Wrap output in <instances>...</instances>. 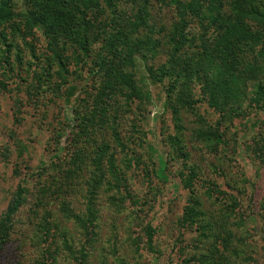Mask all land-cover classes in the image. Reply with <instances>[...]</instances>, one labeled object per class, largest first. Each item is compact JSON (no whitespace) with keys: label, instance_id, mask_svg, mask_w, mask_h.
Here are the masks:
<instances>
[{"label":"trees","instance_id":"obj_1","mask_svg":"<svg viewBox=\"0 0 264 264\" xmlns=\"http://www.w3.org/2000/svg\"><path fill=\"white\" fill-rule=\"evenodd\" d=\"M155 1L177 10L178 21L164 39L156 36V24L151 22L154 0H24L26 8L23 15L15 10L14 0H0V87L5 88L4 79L8 76L19 79L18 85L24 89L25 96L18 104L24 99L32 104L47 87L63 84H67L69 100L80 86L72 84L74 74L86 73V79L91 76L94 80L91 88L86 83L80 86L89 100L81 97L75 100L73 122L67 124L72 136L66 139V145H71L72 151L65 167L59 170L60 175H46L42 166L41 169H29L20 177L0 216V255L11 239L16 216L31 198L36 208L49 207L65 196L67 199L70 191H77L78 184L74 180L84 173V167H89V159L94 164V171L86 179L88 213L79 215L63 199L61 210L64 217L76 218L89 233L87 225L96 218V194L105 179L113 189L128 188L126 172L118 170L113 158L115 155L108 150L116 144L127 151L126 145L120 142L119 119L145 96L142 81L136 79L141 63L148 66L149 76L162 84L166 92L176 127V133L170 134V146L182 159L187 156L179 131V119L184 111L195 112L199 110V103L206 102L219 111L221 117L232 122L247 115L241 105L248 99L252 109L264 110L261 87L257 88V95L250 97L247 85L251 81L257 82L264 63L253 66L245 55L246 47L250 48L264 39V0ZM16 16L19 19L15 20ZM195 19L199 23L198 33L191 29V22ZM8 24H12L11 32ZM36 29H40L46 39L47 53H37L34 42L27 41ZM19 39L29 50V61ZM165 45L169 48L166 62L159 65L149 63V59ZM71 65H75L72 70ZM54 78L61 81L57 83ZM203 133L214 144V149L226 145L218 123H207ZM58 135L60 138L65 133L59 132ZM61 139L58 141L60 145ZM82 145H98V149L87 152ZM255 145L257 154L264 160V132L260 133ZM149 150L154 151L152 147ZM127 153L123 162L128 169L136 165L137 157ZM167 168V159L158 154L157 175L168 182L171 179ZM188 170H179L178 174L179 182L190 190L180 224L184 227L197 225L206 237L210 223L204 222L201 200L197 198L194 186L196 170ZM34 181L37 187L32 190ZM234 199L238 200V197ZM44 212L38 225L44 247L36 262L55 264L58 247L52 248L51 237L60 235L64 238V246L73 250L67 240L68 230L60 221L54 224L52 212ZM226 226L222 222L213 239L207 235L211 243L208 252L214 264H234L228 255L232 251L234 232ZM156 231L154 224L147 225L146 244L153 254L157 253ZM219 242L223 249H220ZM73 256L79 260L78 264H85L87 255L84 249L79 257ZM13 264L25 263L18 260Z\"/></svg>","mask_w":264,"mask_h":264},{"label":"rangeland","instance_id":"obj_2","mask_svg":"<svg viewBox=\"0 0 264 264\" xmlns=\"http://www.w3.org/2000/svg\"><path fill=\"white\" fill-rule=\"evenodd\" d=\"M14 4L17 13L23 15L26 8L24 0H14ZM152 5L151 22L156 24V36L164 39L178 21L177 10L155 0ZM8 25L11 32L12 24ZM198 25L197 19L191 22V29L196 33L200 31ZM27 39L34 42L37 53H47L46 39L40 29ZM19 42L25 49L23 40L19 39ZM168 50L167 45L161 46L156 55L150 54L153 57L149 63H165ZM25 52L29 61L28 48ZM245 55L253 66L263 64L264 39L250 48L246 47ZM140 67L136 79L142 81L145 96L139 103H134L125 116H121L118 127L120 142L137 157L136 165L126 168L123 161L128 153L125 148L115 144L108 150L111 155L114 153L118 170L126 172L128 188L113 189L105 179L94 201L95 221L87 225L90 234L76 218L64 217L61 210L63 199L73 211L86 216V179L94 171V164L89 159V167H84V173L74 180L78 184L77 191H70L67 199L65 196L49 207L36 208L31 198L30 203L18 213L11 239L0 255L2 264H13L18 260L37 264L44 247L38 225L46 210L53 213L54 224L60 221L68 230L67 240L73 250L64 246V238L60 235L51 237L52 248L58 247L55 264H78L79 260L73 255L79 257L82 249L87 255L85 264H214L208 252L211 243L207 235L213 239L222 222L234 232L232 251L228 252L234 264H264V160L257 154L255 145L260 133L264 132V110L252 109L248 99L241 105L247 115L232 122L221 117L219 111L206 102L199 103V110L195 112L184 111L180 115L179 131L187 156L182 159L170 146V134L176 133V127L163 85L149 76L147 65L141 63ZM74 68L75 65H71L70 69ZM85 74H74L72 84L85 86L86 83L91 88L94 80L91 76L86 79ZM23 76L26 77L25 71ZM54 80L57 83L61 81L58 78ZM256 81L247 84L249 95H257L260 86L264 104V68ZM19 82L15 76H8L4 79L5 88L0 87V216L20 177L29 169H41L43 166L46 175H53L65 167L72 151L71 145H66V139L72 136L67 124L73 122L75 100L80 97L89 100L80 86L68 100L67 84H63L47 87L32 104L25 99L18 104L25 96ZM81 111L86 113L84 109ZM207 123L219 124L226 145L220 149L213 148L214 144L203 136ZM59 132L65 135L59 138ZM82 147L87 152L98 149V145ZM150 147L154 151H150ZM158 154L167 159V172L171 179L168 182L157 175ZM188 168L196 170L194 186L197 198L201 200L204 222L210 223L206 237L197 225L184 227L180 224L190 190L179 182L178 174L179 170L189 172ZM36 183L34 181L31 185L32 190L36 189ZM149 223L157 229L156 254L151 253L146 244Z\"/></svg>","mask_w":264,"mask_h":264}]
</instances>
